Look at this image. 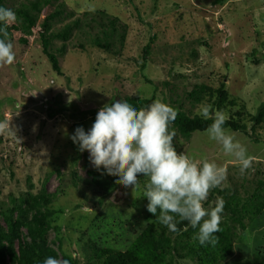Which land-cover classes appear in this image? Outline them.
I'll return each mask as SVG.
<instances>
[{
	"label": "rangeland",
	"instance_id": "rangeland-1",
	"mask_svg": "<svg viewBox=\"0 0 264 264\" xmlns=\"http://www.w3.org/2000/svg\"><path fill=\"white\" fill-rule=\"evenodd\" d=\"M33 1L0 4L17 16L7 28L15 61L0 65V230H8L2 213L16 219L24 212L29 219L31 199L44 191L55 195L46 208L51 216L45 241L60 264L64 255L92 264L96 250L126 251L153 220L143 196L147 178L138 175L136 188L116 180L99 204L91 194L95 167L89 153L69 137L77 127L90 129L99 109L120 97L160 99L190 117H201L199 106L208 103L246 130L231 132L246 145L252 167L241 174L239 162L206 130L188 141L177 135L174 144L178 152L227 168L226 180L204 203L207 208L217 197L225 201L215 235L231 255L217 264H264V118L252 120L264 107V0H53L33 13L36 24L28 30L19 10ZM60 5L63 11L50 19ZM93 12L115 18L116 28L103 33L88 23L83 14ZM77 19L81 25L67 40L53 37ZM41 36L57 58L58 73ZM222 85L224 101L217 92ZM18 235L16 251L22 242L30 246L25 228Z\"/></svg>",
	"mask_w": 264,
	"mask_h": 264
},
{
	"label": "clouds",
	"instance_id": "clouds-1",
	"mask_svg": "<svg viewBox=\"0 0 264 264\" xmlns=\"http://www.w3.org/2000/svg\"><path fill=\"white\" fill-rule=\"evenodd\" d=\"M16 21L12 9L0 6V65L15 61L14 44L8 39L7 28ZM197 114L213 121L206 129L207 136L239 162L241 174L252 167L253 158L246 145L225 128L228 117L222 110L203 103ZM177 115L174 107L160 99L138 109L120 97L99 109L90 129L77 127L69 138L79 151L89 153V161L97 171L116 177L125 188L139 187L138 175L146 177L143 196L148 200L147 211L169 231L177 232V224L187 221L198 229L194 239L201 246H214L225 201L217 197L214 205L207 208L204 203L210 191L226 180L227 168L177 151L176 131L172 128ZM3 128L0 124V131ZM42 264L60 261L48 256Z\"/></svg>",
	"mask_w": 264,
	"mask_h": 264
},
{
	"label": "trees",
	"instance_id": "trees-1",
	"mask_svg": "<svg viewBox=\"0 0 264 264\" xmlns=\"http://www.w3.org/2000/svg\"><path fill=\"white\" fill-rule=\"evenodd\" d=\"M5 0H0L3 4ZM229 0H215V4L223 5ZM53 0H35L25 8L19 10V14L27 22L26 28L29 30L36 24L33 13H42L43 9L50 7ZM65 8L60 5L57 10L49 17L60 15ZM88 23H94L104 29L103 33H110L113 31L118 21L105 14L104 12H93L83 14ZM81 20L77 19L74 23L67 25L63 30L53 35L55 38L67 40L73 30L78 29L81 25ZM73 27V28H72ZM9 34V33H8ZM153 39H150L152 43ZM96 41L103 42V38H96ZM93 42V41H92ZM42 49L45 55L48 54L49 43L47 39L41 36ZM150 50V44L143 49V63L141 69H144L146 58ZM49 62L54 72H59L58 61L55 55H49ZM221 100L226 99L224 86L217 91ZM198 93V92H197ZM155 101L152 99H135L129 102L134 104L138 109L146 107ZM175 108V107H174ZM178 111L177 118L172 125V128L183 140L188 141L193 133L197 131H204L213 122L211 119L205 120L201 117L188 116L181 107L175 108ZM264 118V107H260L257 113L252 118L254 123L259 124ZM226 129L232 131H246L239 127L232 121H227ZM93 179L91 194L92 198H97L99 204L103 203L110 195L113 187L116 184L117 178L109 175H102L100 171L95 169L92 173ZM84 195V199L87 197ZM55 195L41 192L37 197L31 199L29 219L25 218L24 212L18 213L16 219H13L12 212L2 213L1 216L8 227L7 231L0 230V264H42L43 260L51 256V251L46 246L45 238L50 230V216L47 207L50 206ZM153 220L150 222L149 220ZM148 219V224L141 231V233L134 239L131 245L124 252L113 250H96L94 258L96 263L92 264H177L179 261H189L192 264H217L225 261L231 255V249L223 250L220 241L217 237L215 245L208 244L201 246L196 239H194L198 229H193L187 221H180L177 224L178 231L171 232L167 227L157 221L151 215ZM179 220V218H177ZM20 228H25L27 238L31 241L30 246L20 243L18 250L15 249V240L19 241L18 232ZM4 232V233H3ZM7 233V234H6ZM54 257V255L52 254ZM67 261L68 264H78L72 258L64 255L62 262Z\"/></svg>",
	"mask_w": 264,
	"mask_h": 264
}]
</instances>
